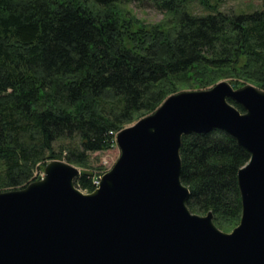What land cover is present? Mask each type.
I'll return each mask as SVG.
<instances>
[{
    "label": "trees",
    "instance_id": "1",
    "mask_svg": "<svg viewBox=\"0 0 264 264\" xmlns=\"http://www.w3.org/2000/svg\"><path fill=\"white\" fill-rule=\"evenodd\" d=\"M123 1L0 0L3 185L24 187L35 180L40 165L62 159L65 149L69 162L86 166L87 152L112 147L115 133L172 93L226 78L264 88V3L241 14H193L190 0H156L173 24L166 32L141 34L133 48L120 26ZM55 91L61 102L46 101L44 96ZM41 96L45 103L38 102ZM63 140L77 144L58 152L54 144ZM180 152L190 209L212 210L224 229L237 224L242 213L238 170L249 151L215 128L184 135ZM93 176L84 170L76 183L93 190Z\"/></svg>",
    "mask_w": 264,
    "mask_h": 264
},
{
    "label": "water",
    "instance_id": "2",
    "mask_svg": "<svg viewBox=\"0 0 264 264\" xmlns=\"http://www.w3.org/2000/svg\"><path fill=\"white\" fill-rule=\"evenodd\" d=\"M215 128L250 153L231 231L212 210L190 209L181 176L183 136ZM115 140L120 156L91 192L59 158L42 178L0 192V264H264V89L225 79L172 93Z\"/></svg>",
    "mask_w": 264,
    "mask_h": 264
},
{
    "label": "rangeland",
    "instance_id": "3",
    "mask_svg": "<svg viewBox=\"0 0 264 264\" xmlns=\"http://www.w3.org/2000/svg\"><path fill=\"white\" fill-rule=\"evenodd\" d=\"M209 2L210 5H206L203 2V0H190L188 2L187 8L193 14H206L211 11L212 12L223 11L225 13L241 14L244 12H252L254 10L260 9L263 6L264 0H209ZM118 12H119L120 26H122L123 29L122 31L125 35V43L127 46L133 48L134 45L135 48H138L137 47L138 43L141 42L140 40L141 34L146 33L150 35L151 32L156 31L155 29L157 30L159 29V32L160 31L166 32L167 30H169L170 25L173 24V16L171 15V13H168L167 10L161 9L158 6L156 0H124L123 2L118 4ZM221 80H225V79H221ZM226 80L230 81L235 87L242 86L247 83L254 84L250 81H243L239 79L234 81L231 80V78L229 79L226 78ZM260 88L264 89L263 87ZM41 97L42 98L38 100L39 103L40 102L45 103L44 97L47 98L46 101L54 102L58 100L59 102H61V98L57 91L52 92L50 97L49 96H44V97L41 96ZM135 121L125 126H128L134 123ZM116 134L117 133H115V139H116ZM76 144H77L76 140H63L56 142L54 146L55 149L59 152L61 148L67 145H69V147H72ZM63 152H64L63 155L65 156L66 149L63 150ZM87 154H88L87 155L88 163L86 166H81L76 163L73 164L77 166L81 170V172H83L84 170L91 171L94 175L92 182L95 185V183L97 182L95 181V179L96 180L100 179L105 172L109 171L112 168V166L120 156V148L116 144V140H115V144L112 147L100 151L87 152ZM64 156L62 157V159L67 160ZM44 167H45L44 164L40 165V167L35 171V180L40 179L44 176ZM2 171H3V167L0 164V172ZM10 189H11L10 187H8L7 185H3L0 182V192ZM81 189L85 192L92 191L83 188ZM200 214H205V213H200ZM239 222L228 229H224L221 227L220 228L225 231H231L235 226L239 224Z\"/></svg>",
    "mask_w": 264,
    "mask_h": 264
},
{
    "label": "built area",
    "instance_id": "4",
    "mask_svg": "<svg viewBox=\"0 0 264 264\" xmlns=\"http://www.w3.org/2000/svg\"><path fill=\"white\" fill-rule=\"evenodd\" d=\"M95 181H97V182L95 183V187H97V186L99 185V183H100V179H98V180L95 179Z\"/></svg>",
    "mask_w": 264,
    "mask_h": 264
}]
</instances>
